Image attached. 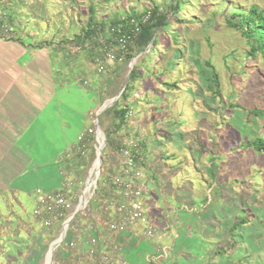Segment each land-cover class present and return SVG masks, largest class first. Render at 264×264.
I'll use <instances>...</instances> for the list:
<instances>
[{"label": "rangeland", "instance_id": "374dc122", "mask_svg": "<svg viewBox=\"0 0 264 264\" xmlns=\"http://www.w3.org/2000/svg\"><path fill=\"white\" fill-rule=\"evenodd\" d=\"M177 2L180 9L174 11L171 5ZM91 5L104 28L116 17L140 15L154 8L169 15V23L158 31L159 42L154 45V37L147 49L135 56L133 67L137 65L144 81H132L128 90L129 95L134 86L138 91V84L151 89V93L141 96L144 102L148 99L154 104L150 117H144L149 110L142 99L133 106L127 99L131 110L119 130L144 137L146 143L142 200L150 219L147 226L156 231L154 237L160 236L152 241L151 253L156 252L157 245L168 242L173 248L163 264H264V152L247 146L264 138V59L249 55L247 38L229 24V19L238 20V11L246 13L254 5L263 9L264 0H0V9L7 13L4 22L10 27L1 34L5 38L20 34L22 42L27 36L36 38L44 33L52 38L66 31L65 35L72 37L81 35L86 32ZM72 37V53L90 51L94 72L90 71L87 84L82 76L81 81L77 75L73 80L61 54L54 49L51 52L57 65L50 70L57 74L59 85L50 97L45 90V108L40 112L45 115V134L35 140L22 139L29 149L33 147L30 155L45 148V170L38 174L37 170H19L15 180L3 181L5 194L11 197H0V214H7L0 218V264H47V253L60 236L64 219L54 221L51 227L43 225L33 213L35 197H30L31 193L38 186L46 191L64 187L66 178L61 170L66 167L69 180L74 182L67 186L73 196L70 200L74 213L94 149L91 146L82 157L76 146L64 154L62 162L54 159L78 141L80 128L92 123L90 111L98 122L101 120L104 132L116 128L110 107L118 99V105H123V99L120 95L113 104L108 102L123 89L130 62L111 61L107 70L99 73L95 58L103 51L94 34H82L75 41ZM34 44L25 45L28 48ZM31 56L27 55L33 60ZM117 64H122V70L118 71ZM93 76L115 90L106 102V94L95 90L89 79ZM71 82L74 86L67 87ZM119 164L116 144L107 145L105 139L96 192L87 197L85 207L70 222L63 244L53 251V260L72 264L76 252H86L85 248H70L58 258L56 251L73 239L74 228L78 234L87 235L90 227L98 238L101 228L106 229L103 203L108 180ZM18 183L26 190L24 196L16 193ZM143 229L140 225L135 230L136 244L147 239ZM173 231L179 237L178 244L175 238L167 239Z\"/></svg>", "mask_w": 264, "mask_h": 264}, {"label": "crops", "instance_id": "0c3cea01", "mask_svg": "<svg viewBox=\"0 0 264 264\" xmlns=\"http://www.w3.org/2000/svg\"><path fill=\"white\" fill-rule=\"evenodd\" d=\"M0 27H1V23H0ZM17 27L18 26L16 25V28ZM16 32L19 33L20 30ZM65 33H67V31L64 32L63 34L60 33L58 36L54 38H52L51 35L49 34L45 35V33L41 34L39 37L36 38H34L33 36H27L26 42H22L20 40L21 39L19 36L20 34L16 35L15 38L11 39V38L3 37L2 34L0 33V197H2L3 195H6V197H11L5 194L6 186L3 181L4 180L11 181V179L15 180L17 176H19L18 174L19 170L22 171L37 170L36 171L37 174L38 171L45 170V148L42 149L41 152L36 150V153L30 155L29 150L33 149V147L29 149V147L25 145L24 142L22 143V139H25L27 137V139L35 140V138L41 136L43 137L45 134V115H42V113H40L45 108V90L46 92H48V97H50L54 93L56 87L59 85V80L56 78L57 74L56 73L53 74L52 71L50 70L53 65H57L54 60V57L51 56L52 50L54 49L59 54H61V58L65 63L64 67H66V69L68 68L69 74L73 80H75L76 75L78 76L77 78L78 80H80L81 79L80 77L82 76L84 77L82 79L84 80L85 83V81H87L86 78H88V76L91 73L90 71L94 72V66H92L91 62H89L91 59L90 55H92L89 53L90 51L89 52L84 51L81 54L72 53L71 51L72 49H70L71 44H69L71 42L72 34L65 35ZM78 35L79 33L74 34V37H72L73 40L76 39ZM29 39H33L34 40L33 42L35 44L29 41ZM25 44H29V45L34 44V45H31V47L27 48ZM28 54L33 55V57L32 56L31 57L34 59L31 60L30 58H28L27 57ZM35 59H38L40 63ZM117 65L119 67L118 71L122 70L121 69L122 64H117ZM141 76H142L141 73H139L138 77L135 79V81H133V83L134 82L136 83L138 80L141 81L142 83L144 81V78L143 77L140 78ZM89 79L92 80L95 90L99 92L103 91L106 94L105 102L111 96L110 93H113V91H115L114 89L109 88V86H104L103 82L100 81V79L99 80L96 79L94 76L91 78L89 77ZM73 83L74 82H71L70 84H68L67 87L72 88V86H74L72 85ZM138 86L140 85L139 84L137 85V88H139V90L138 91L135 90V86H134L132 89L133 92L131 91L130 95L128 96V100L130 101L132 106L133 104L138 105L139 101L142 99L141 96L143 93L145 92H147L148 94L151 93L150 88H145L144 86L143 88L142 86L140 87ZM61 87H63V85ZM132 93L134 99H131L133 98L131 96ZM135 100H137L138 102H136ZM148 102L150 101H148L147 99L146 102L143 101L142 103L146 105L147 107L146 111L149 110L146 112L144 117H150L149 115H150L151 107L154 106V104L151 103L149 104ZM94 116L95 115L90 111L89 118L92 120V123L89 124L88 127L86 128L83 127L80 128L78 133H81V131H87L89 128L95 126V123L93 122ZM64 128L65 127L62 128V131H64ZM77 143L78 141L73 142L72 144H70L71 147L68 149L67 147L69 145L66 146L64 151L59 152V154L55 157L54 162H59V163L62 162V159H64L63 158L64 154H66L72 148H75L77 146ZM35 144H36V148H38L37 147L38 143L36 141ZM152 166H150L151 170L153 168ZM150 169L148 170L149 174L151 172ZM30 180H33V178ZM19 184L20 183L17 184L16 191L20 193L18 192L16 193L21 194L20 196H24L26 190L25 188L22 187V185ZM27 186L25 185V187ZM39 187L41 186H38L37 189ZM151 187L152 184L150 183L149 180L148 183L149 191L151 190ZM34 193L32 192L30 197H34ZM16 196L17 195H14L13 197ZM5 215L7 214L1 213L0 218ZM136 229H138V227L132 228L131 230H127L122 233L113 234V233H109L105 228H101L100 236L98 232L101 251H108V252L114 251L118 253L121 258H124L127 264H163V262H165V258H167L168 256L169 250L173 248V245L169 244L168 242L167 244L163 243V245H157L155 247L156 252L154 250L153 251L154 253L153 252L151 253V251L153 250L152 241H155L156 238H158L159 240L160 236L159 235L155 236L154 237L155 239L143 238L144 241L136 244V240H137L135 239L137 232L135 231ZM168 230L170 231V228ZM86 231H88L87 233L89 234L86 235V233L84 234L81 233L83 235H80L78 234L79 232L77 228H74L71 232V237L73 239H70V241H75V242L78 241L79 244L77 246V249L81 247V249L85 248L86 251L84 252L83 250L80 249L81 251L76 252L78 254L76 255L75 261L74 263L72 262V264H103L100 262H96L95 260H94L95 263L88 261L90 259L89 257L92 256L88 253L89 246L86 241L89 235L91 236L93 232L91 231L90 227ZM73 232L75 233L78 232V233L77 235H74ZM181 233L184 232L181 231L180 234ZM127 234L131 236L127 237ZM170 234L171 236L168 235L169 238L167 239L171 240L175 238L176 239L175 242L176 244H178L177 238L179 237L175 234L174 231L170 232ZM117 237L119 241L116 239ZM121 238L122 241L124 240L123 243L120 242ZM70 241H68L64 245L65 247L64 246L62 247L63 249L56 251L58 258H61L60 255L61 253H63V251L66 250L69 251L70 248L67 245ZM110 243H112V245ZM58 244L59 241L55 246V248L58 246ZM114 245H118V248L113 250L112 248L114 247ZM164 246L168 247L167 255L165 258L160 256L159 254L160 251L158 250V249H162V247ZM15 248L18 249L19 247L17 246ZM78 258L80 259V261H78Z\"/></svg>", "mask_w": 264, "mask_h": 264}, {"label": "built area", "instance_id": "2783aa9c", "mask_svg": "<svg viewBox=\"0 0 264 264\" xmlns=\"http://www.w3.org/2000/svg\"><path fill=\"white\" fill-rule=\"evenodd\" d=\"M6 14L5 11L0 9V33L3 29H10L7 21L6 23L4 22ZM149 16V12L143 14L139 21H146ZM139 21L136 18H132L127 21H121L117 25L109 24L104 29H102L101 25L95 27L98 32L96 42L99 41L103 51L102 54L99 52L101 55L95 58L97 72H105L111 61L123 62L124 54L139 30ZM87 83L88 81H85V84ZM93 120L95 126L89 128L87 131H81L77 143L78 155L82 157L86 156L91 146L95 153L84 183L83 191L77 196L79 199L82 196L86 197V201L87 197H92L96 192L97 184L99 183L102 164L98 159V151L100 147H104L106 139L102 130L97 129L96 124L98 118L93 117ZM128 134V131H126V134L120 131L116 133V152L119 155L120 164L117 172L108 180L107 195L103 203V217L106 219V230L109 233H122L143 225L145 237L153 238L156 231L147 226L150 221L142 200V195L146 189L144 180L145 158L141 143L142 139ZM65 169L61 170V174L66 178L64 187L59 188L57 191H46L38 188L34 193L35 207L33 213L35 216L40 217L43 225L51 227L54 221L64 219L62 221V232L56 239V241L60 239L59 246L63 244V239L69 230L70 222L77 215L72 217L74 213H71V211L74 209V206L70 199L73 196L71 189L67 187L74 182L69 180L67 168L65 167ZM86 242L89 246V254L96 262L103 264H127L125 259L121 258L118 253L114 251H101L100 240L94 233L91 236L89 235ZM67 246L75 249L77 243L70 241ZM116 248H118V245H114L112 249L114 250ZM167 250L168 247L165 246L159 249L160 256L165 257ZM78 261H80L79 258ZM53 264L63 263H58L53 260Z\"/></svg>", "mask_w": 264, "mask_h": 264}, {"label": "trees", "instance_id": "16d2710c", "mask_svg": "<svg viewBox=\"0 0 264 264\" xmlns=\"http://www.w3.org/2000/svg\"><path fill=\"white\" fill-rule=\"evenodd\" d=\"M174 11H178L180 9V2H177L176 5H171ZM96 9L93 5L90 6V15L87 22L86 32L84 31V36L90 37L91 34H94V39L98 37V32L95 29L96 26L101 25L102 29H104V23H99L96 18ZM150 13L149 18L146 21H139L142 18L143 14ZM234 17L238 16V20L229 19V24L232 27H237L241 33L247 38L248 43L250 45L249 55L254 58L261 56L264 59V8L260 9L257 6H251V8L245 13L242 11H238V15H233ZM132 18H136L139 26V30L137 31L132 43L130 44L128 50L124 54V60L122 63L131 62L132 59L139 53L145 51L151 41L154 39V45H156L158 40V31L164 28L169 23V15L167 12L160 10L159 8L150 9L141 13L140 15H131L126 17H116L111 21V25H117L121 21H127ZM237 18V17H236ZM81 35H78L77 38H81ZM86 34V35H85ZM153 46V45H152ZM138 67L135 65L129 75L128 83L125 89L123 90L120 99L122 100L123 105H118V100L114 103L112 107H110L113 111V115L116 118V121L113 122L116 128L109 127L108 130H105L107 145L110 142L111 144L115 143L114 132H119L121 127L126 124L127 116L129 111L131 110V106L128 105L125 100L128 99L129 96V88L130 83L135 81L138 77ZM264 112V111H263ZM101 123V120L99 119ZM102 124V123H101ZM143 148L146 146L145 141L142 139L141 141ZM116 144V143H115ZM247 146H253L255 149L264 152V138L259 137L256 140L252 141L250 145L247 143ZM145 149V148H144ZM145 154V150H144Z\"/></svg>", "mask_w": 264, "mask_h": 264}, {"label": "water", "instance_id": "95a60500", "mask_svg": "<svg viewBox=\"0 0 264 264\" xmlns=\"http://www.w3.org/2000/svg\"><path fill=\"white\" fill-rule=\"evenodd\" d=\"M134 62H135V57H134V59H132V61L130 62L129 75H130V72H131V70H132V68H133V64H134ZM127 83H128V79L126 80V83H125L123 89L121 90V92H120L116 97L110 99L111 102H108L109 104H113L114 101L117 99V97L121 95V93L123 92V90H124L125 87L127 86ZM109 104H105L104 107H106V105H109ZM97 118H98V117H97ZM96 126H97V129H98V130H102L103 135H104L105 138H106V134H105L104 130L102 129L101 125L99 124V122H97ZM102 153H103V147H100V148H99V151H98V159H99V162H100L101 164H102ZM91 177H92V176H91ZM85 205H86V197H83V196H82V197L79 199V202H78L77 207H76V209H75L74 215H73L72 217H74L79 211H81ZM70 220H71V219H70ZM59 240H60V239H59ZM59 240H58V241H59ZM58 241H55V242L52 243V245H51V247H50L48 253L52 251V254H53V249H54L55 246L57 245ZM48 253H47V255H48ZM50 264H53V259H52V257H51Z\"/></svg>", "mask_w": 264, "mask_h": 264}, {"label": "bare ground", "instance_id": "6f19581e", "mask_svg": "<svg viewBox=\"0 0 264 264\" xmlns=\"http://www.w3.org/2000/svg\"><path fill=\"white\" fill-rule=\"evenodd\" d=\"M14 31V30H13ZM12 39V38H11ZM36 47V46H35ZM87 202V201H86ZM51 237V236H50ZM51 257H52V251L49 252L48 254V258H47V264H50V261H51ZM75 257V256H74Z\"/></svg>", "mask_w": 264, "mask_h": 264}]
</instances>
